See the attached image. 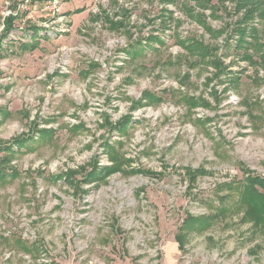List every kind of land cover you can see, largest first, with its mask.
I'll return each instance as SVG.
<instances>
[{"label":"rangeland","instance_id":"374dc122","mask_svg":"<svg viewBox=\"0 0 264 264\" xmlns=\"http://www.w3.org/2000/svg\"><path fill=\"white\" fill-rule=\"evenodd\" d=\"M49 1L0 0V142L34 138L12 162L18 176L0 182V236L45 251L35 259L0 239V264H264V227L245 211L188 233L184 251L176 242L188 214L235 206L223 184L244 189L245 170L264 178V69L235 53L231 0L197 8L214 31L232 22L215 38L187 18L191 0ZM188 38L215 55L198 65L179 44ZM217 60L230 74L214 77Z\"/></svg>","mask_w":264,"mask_h":264},{"label":"trees","instance_id":"16d2710c","mask_svg":"<svg viewBox=\"0 0 264 264\" xmlns=\"http://www.w3.org/2000/svg\"><path fill=\"white\" fill-rule=\"evenodd\" d=\"M191 1L195 2L196 5L195 7H186L187 18L196 21L199 25H202L207 31V33H209L212 37L215 38L221 34H228L230 29L232 31V22L228 24L227 29L222 31H214L212 28L206 25V15L204 13H198L197 8H199L203 12L211 10L212 5H210V0ZM167 2L175 3L176 0H167ZM230 4L232 5L231 7H233L231 8V14L237 19L236 23L234 24V34L237 38L235 45L236 55L240 57L241 60L247 61L250 66L256 67L258 65V68L264 69V43L261 42V38L259 36L261 31L259 24L257 23V20L261 21V19H264V0H231ZM227 8H229V6H227ZM213 16L214 20H218L220 18L216 14L212 13V19ZM15 20L16 19L14 17L6 19V31L2 36L3 39L8 38L9 32H11L14 27ZM228 39L229 40L227 42V46L231 48L229 42L232 40V36H228ZM157 42L163 45V42L159 39H157ZM1 43L2 41L0 40V45ZM179 44L184 46L190 57L195 58V60L198 62V65L201 63L205 64L204 60L207 58V56H209L210 52L215 55L214 51L217 50L214 47H212V50L211 47L205 45L203 42L195 38H188L186 40L179 39ZM138 45L141 46V44ZM25 49H27V47H25ZM136 50H139L141 52L142 49H138L136 48V46H132L129 52L132 54ZM211 66H213L216 70V74L214 75L215 78H218L224 74H230L227 71V67L223 66V63L220 60L212 61ZM232 78L234 79H232L231 84H237L240 79V77L233 76V72ZM184 100L188 103L186 97L184 98ZM188 100L190 102L196 101L194 100V98H189ZM0 112L2 115H4L3 118H5L7 114L3 113L1 110ZM106 123L108 124V126L113 125V123L110 121L109 115H106ZM33 124L35 129L37 130L38 124L36 122ZM121 130L126 131V126ZM38 132L44 133L45 130H38ZM51 135H53L52 131H49V136ZM32 140H34V138L32 139L30 133H27L21 136H17L9 141L0 142L1 183L10 182L8 181L10 178V173L8 170L10 168L12 169V177L18 176L17 171L14 170L12 162L16 157L17 153L21 152L23 148H29L28 143ZM80 173L85 175L86 171L82 170ZM244 174L247 175V177L241 183L244 186V189H239L233 181L231 184L226 183L223 184V186L221 185L222 187L234 186V189L232 191L239 193V199H237V203H235L234 207H232V205H226L227 199L221 198L219 199V208L216 209L215 207V210L217 211L216 215L197 217L188 214L186 220L184 221V224L182 225L178 235L176 236V241L178 242L181 249H185V246L187 244L188 233L203 234L207 232L214 225L213 223L216 220L221 219V216L223 218H226L229 214H232V208L233 211L236 213L245 211L248 217H250L251 220L256 222V226L264 227V225L262 224H257L258 221L259 223L264 222V195H262L259 191L260 188L264 190V178L258 175L251 174L246 170L244 171ZM188 175L190 176V179L192 181L195 180V176L192 172L188 171ZM89 182L93 181H67V183L74 188H80L82 184ZM0 239L5 241V243L8 245L14 246L16 249H19L20 251L26 254H30L35 259L41 258L42 255L45 253L44 245L42 243H31L30 241L26 240L22 235H2L0 236Z\"/></svg>","mask_w":264,"mask_h":264},{"label":"crops","instance_id":"0c3cea01","mask_svg":"<svg viewBox=\"0 0 264 264\" xmlns=\"http://www.w3.org/2000/svg\"><path fill=\"white\" fill-rule=\"evenodd\" d=\"M16 2H17V6L20 7V3H19L17 0H5V5H6V7H7L8 9H11V8H13V7L15 6ZM13 4H14V5H13ZM31 4H32V3H31ZM31 4L27 5L26 8H27L28 6H30ZM20 8H21V7H20ZM26 8L24 7V8H21V9H26ZM14 12H15V13L13 14V16L17 15L15 9H14ZM15 22H16V20H15ZM15 22H14V24H15ZM257 23H258V20H257ZM14 27H15V26H14ZM14 27H13V29L11 30V32H9V34H8V38H9L10 35L13 33V31H15ZM5 31H6V24L4 23L3 34H4ZM33 31H34V32H33V34H32V35H33V36H32V40H33V37L39 35V34H38V33H39V29H34ZM3 34H2V36H3ZM38 37H40V35H39ZM8 38H6V39H8ZM6 39H4V40H6ZM23 48H25V47H23ZM27 48H28V47H27ZM25 50H28V49H25ZM1 122H2V119H1ZM176 242H177V241H176ZM177 244H178V242H177ZM186 245H187V244H186ZM178 247H179L180 251H181V250L184 251V250L186 249V246H185V249H181L180 246H179V244H178Z\"/></svg>","mask_w":264,"mask_h":264},{"label":"built area","instance_id":"2783aa9c","mask_svg":"<svg viewBox=\"0 0 264 264\" xmlns=\"http://www.w3.org/2000/svg\"><path fill=\"white\" fill-rule=\"evenodd\" d=\"M20 3V7L21 8H26L27 5H29L32 0H17ZM34 1V0H33ZM49 3H51L52 6H54V10H57V6L59 5V0H51L49 1ZM14 13L12 11H9L6 15L10 16L13 15Z\"/></svg>","mask_w":264,"mask_h":264}]
</instances>
